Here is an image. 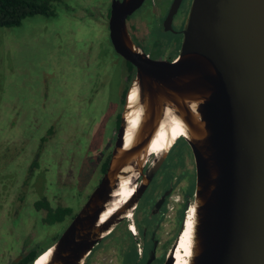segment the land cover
<instances>
[{"label":"water","instance_id":"water-1","mask_svg":"<svg viewBox=\"0 0 264 264\" xmlns=\"http://www.w3.org/2000/svg\"><path fill=\"white\" fill-rule=\"evenodd\" d=\"M143 2L111 3L109 40L135 78L107 169L42 264H84L132 212L161 131L157 155L181 137L194 159L186 264H264V0H192L173 63L150 60L127 31Z\"/></svg>","mask_w":264,"mask_h":264},{"label":"rangeland","instance_id":"rangeland-1","mask_svg":"<svg viewBox=\"0 0 264 264\" xmlns=\"http://www.w3.org/2000/svg\"><path fill=\"white\" fill-rule=\"evenodd\" d=\"M52 9L0 28L1 264L24 242L50 248L84 206L112 152L128 87V66L109 40L107 0H61ZM147 18L141 10L133 20ZM42 200L70 214L47 224L35 207ZM103 245L95 247L99 264Z\"/></svg>","mask_w":264,"mask_h":264},{"label":"flooded vegetation","instance_id":"flooded-vegetation-1","mask_svg":"<svg viewBox=\"0 0 264 264\" xmlns=\"http://www.w3.org/2000/svg\"><path fill=\"white\" fill-rule=\"evenodd\" d=\"M112 2L113 0H107V20ZM191 2L192 0H144L140 8L126 19V28L132 40L150 60L175 62ZM141 10L148 13L149 18L147 21L135 22L133 17ZM126 65L128 70L125 80L128 87L123 92L122 108L126 92L136 74L132 65L127 62ZM178 152L179 156H176ZM110 155L105 161L107 166ZM137 186H142L143 191L134 209L103 240L104 264H166L172 259L186 219L188 222L190 218L189 209L195 189L194 159L183 138H178L164 156L152 154L148 158ZM39 202L47 203L44 200ZM47 205L49 207L48 203ZM37 210L44 213L41 214L44 220L48 212L43 208ZM58 239L59 237L56 241ZM48 248L41 250L31 242H24L8 264H24L28 256L35 254L37 258ZM97 248L92 250L84 264H99L96 262L98 256L94 257Z\"/></svg>","mask_w":264,"mask_h":264},{"label":"trees","instance_id":"trees-1","mask_svg":"<svg viewBox=\"0 0 264 264\" xmlns=\"http://www.w3.org/2000/svg\"><path fill=\"white\" fill-rule=\"evenodd\" d=\"M61 0H0V28H11L21 24V22L29 17L34 16H51L53 15L52 5ZM107 163L103 166V173L106 170ZM37 209H45L48 213L44 219L52 224L63 220L70 214L65 208L52 210L45 202H38ZM37 255L33 254L27 257L24 264H30L35 260Z\"/></svg>","mask_w":264,"mask_h":264},{"label":"bare ground","instance_id":"bare-ground-1","mask_svg":"<svg viewBox=\"0 0 264 264\" xmlns=\"http://www.w3.org/2000/svg\"><path fill=\"white\" fill-rule=\"evenodd\" d=\"M170 130H171V134H172L173 139L178 138V136H180L182 134L181 129L177 125H175L173 127L171 126ZM163 137H164V132L161 131L158 138L155 139L152 143V146H151L152 153H154V154L158 153L163 148L162 147L163 143L164 142L167 143L165 138H163ZM124 195H126L125 192H124ZM189 210H190V218L188 219V222L186 219L184 229H183V233H182V235H180L178 246H177V249H176L175 255H174V259H175L176 264H186V259H187L188 254H189V233H190V229H191V225H192V214H191L192 212L191 211H193L192 206L190 207ZM45 257H46V255L40 256L34 264H42Z\"/></svg>","mask_w":264,"mask_h":264}]
</instances>
